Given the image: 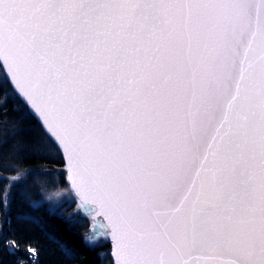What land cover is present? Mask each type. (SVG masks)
<instances>
[{
	"label": "water",
	"instance_id": "water-1",
	"mask_svg": "<svg viewBox=\"0 0 264 264\" xmlns=\"http://www.w3.org/2000/svg\"><path fill=\"white\" fill-rule=\"evenodd\" d=\"M0 68L113 264H264V0H0Z\"/></svg>",
	"mask_w": 264,
	"mask_h": 264
},
{
	"label": "trees",
	"instance_id": "trees-1",
	"mask_svg": "<svg viewBox=\"0 0 264 264\" xmlns=\"http://www.w3.org/2000/svg\"><path fill=\"white\" fill-rule=\"evenodd\" d=\"M0 101V264H113L107 243L87 244L77 222L38 202L51 179L45 170L66 177L61 156L4 80ZM22 166L31 169L9 188L5 178ZM78 210L86 232L92 223Z\"/></svg>",
	"mask_w": 264,
	"mask_h": 264
},
{
	"label": "rangeland",
	"instance_id": "rangeland-1",
	"mask_svg": "<svg viewBox=\"0 0 264 264\" xmlns=\"http://www.w3.org/2000/svg\"><path fill=\"white\" fill-rule=\"evenodd\" d=\"M6 81L5 76L3 74L2 69L0 68V85L2 81ZM7 82V81H6ZM12 91V90H11ZM13 93V92H12ZM2 102H4L7 98L6 95L2 94ZM0 101V106L1 102ZM29 113V112H28ZM32 117V116H31ZM33 118V117H32ZM51 142V141H50ZM52 143V142H51ZM36 145L43 147V143H40L36 140ZM43 144V145H41ZM56 148V147H55ZM43 149H45L43 147ZM58 151V150H57ZM60 154V153H59ZM51 155V154H50ZM62 159V158H61ZM31 168H23L19 167L13 174L6 177L7 180V186L11 188L15 184L21 182L24 179L25 173L30 171ZM45 175L50 176V180L46 183H43L42 189H41V195L39 199V203H44L48 206L50 211H53L65 218H67L69 223H78V227L82 230V235L84 237V241H86L87 244H96L98 243H107V239L100 233H96L94 231V226H90L86 232L84 227L85 218L78 215V207H80L79 202L74 197L73 193L68 187L66 177L62 179L61 174L59 173L56 168H53L50 170H45ZM33 178V176L31 177ZM50 182V183H49ZM48 184V185H46ZM81 209V207H80ZM82 211V210H81ZM85 233V234H84ZM100 238V239H98ZM98 239V240H97ZM109 246V244H108ZM110 248V246H109ZM110 256V252H109ZM111 259V257H110ZM112 261V259H111Z\"/></svg>",
	"mask_w": 264,
	"mask_h": 264
}]
</instances>
